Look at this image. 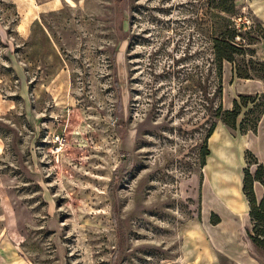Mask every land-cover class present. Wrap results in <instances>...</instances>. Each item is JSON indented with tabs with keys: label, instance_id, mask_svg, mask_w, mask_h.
I'll list each match as a JSON object with an SVG mask.
<instances>
[{
	"label": "rangeland",
	"instance_id": "rangeland-1",
	"mask_svg": "<svg viewBox=\"0 0 264 264\" xmlns=\"http://www.w3.org/2000/svg\"><path fill=\"white\" fill-rule=\"evenodd\" d=\"M234 1L0 0V264H264V0Z\"/></svg>",
	"mask_w": 264,
	"mask_h": 264
},
{
	"label": "trees",
	"instance_id": "trees-1",
	"mask_svg": "<svg viewBox=\"0 0 264 264\" xmlns=\"http://www.w3.org/2000/svg\"><path fill=\"white\" fill-rule=\"evenodd\" d=\"M230 3V5H229ZM235 6V1L234 0H210L209 2V7L210 9L213 10H218V15H216V18H219L220 20H226L222 15L221 12L223 13H227L230 14L232 13V9ZM233 31L234 30H230L227 31L225 30L223 32H220L218 34V38H221L219 46L217 47V51L219 52V61L221 64V60L223 61L224 58H227L229 60H233L232 57V52H229L228 50L226 51L225 49H221V47L223 46L224 48L227 47L231 50H233V46L229 44V39L233 36ZM229 37V38H228ZM227 39V40H226ZM225 40V41H223ZM222 47V48H223ZM221 69V67H220ZM221 71V70H220ZM222 108V107H221ZM220 108V111L222 112ZM238 108L237 102H235V109L232 111H224V114H227L229 116H238V113H236ZM259 213L254 212L253 213V218L255 221V236L251 237L254 245L257 249H259V251H263L264 252V201L261 204V206L258 208Z\"/></svg>",
	"mask_w": 264,
	"mask_h": 264
},
{
	"label": "bare ground",
	"instance_id": "bare-ground-1",
	"mask_svg": "<svg viewBox=\"0 0 264 264\" xmlns=\"http://www.w3.org/2000/svg\"><path fill=\"white\" fill-rule=\"evenodd\" d=\"M214 192V191H213ZM225 204V203H224Z\"/></svg>",
	"mask_w": 264,
	"mask_h": 264
}]
</instances>
